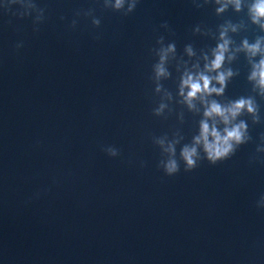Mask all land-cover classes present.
I'll use <instances>...</instances> for the list:
<instances>
[{"label":"clouds","instance_id":"clouds-1","mask_svg":"<svg viewBox=\"0 0 264 264\" xmlns=\"http://www.w3.org/2000/svg\"><path fill=\"white\" fill-rule=\"evenodd\" d=\"M232 2L236 4L237 10H239V0H232ZM123 4L124 0H115V4L112 7L119 10L123 7ZM134 7L135 3L129 5L128 11L131 12ZM223 10V7H221L217 11L219 12ZM250 12L254 23H259L261 19H264V0H255ZM94 23L99 24L100 21L94 20ZM262 27H264V25H262ZM224 35L225 33L222 32V39L224 38ZM228 44L229 41L225 39L223 43L218 45L213 53L214 59L210 64L205 65L207 72L217 71L221 68L225 59V53L228 51ZM244 48L250 56H255L257 53L264 52V49H261L260 41H257V43L252 45H249L247 41H245ZM173 50V45H169L168 49L162 50L161 61L163 62L167 53ZM165 74L163 64L161 63L160 65H157V75L160 76ZM232 75L233 73L231 70L226 72L217 71V75L214 77L205 75L203 72L196 76L186 74L185 78L182 80L181 95H184V89L187 88L188 92L185 96V101L188 103L189 107H194L192 101L197 98L198 94L202 100L206 94H222L227 79ZM249 79L255 81L257 87H259L261 92L264 93V57L261 58L258 64H253V71ZM213 80L218 82L221 87H210ZM244 110L249 113L256 112V106L252 99L241 98L228 106H222L216 101H212L206 108L204 112L206 119L201 121L200 134L194 138V142L195 145H202L209 163L214 165L218 161L229 157L230 154L234 153L237 145L246 141L247 124L244 121L233 123V121H235ZM216 118L223 123L224 127L222 130L218 129L216 126ZM208 119H213V124L211 126L208 123ZM160 143L163 144V141H160ZM165 151L174 156V145L169 144ZM112 154H116L115 150H112ZM181 157L187 166L186 170L194 168L197 164V160L195 159V157H197V148L195 146H184L181 151ZM160 163L163 165L165 172L169 176L179 171V163L174 158L168 159L166 163L163 161Z\"/></svg>","mask_w":264,"mask_h":264}]
</instances>
